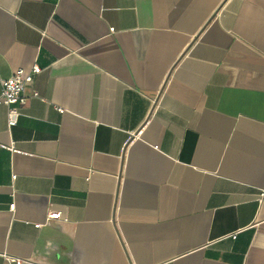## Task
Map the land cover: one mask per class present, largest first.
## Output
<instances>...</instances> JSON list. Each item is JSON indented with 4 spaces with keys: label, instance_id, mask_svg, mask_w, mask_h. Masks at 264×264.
Listing matches in <instances>:
<instances>
[{
    "label": "crops",
    "instance_id": "0c3cea01",
    "mask_svg": "<svg viewBox=\"0 0 264 264\" xmlns=\"http://www.w3.org/2000/svg\"><path fill=\"white\" fill-rule=\"evenodd\" d=\"M34 64L0 264H264V0H0V78Z\"/></svg>",
    "mask_w": 264,
    "mask_h": 264
},
{
    "label": "built area",
    "instance_id": "2783aa9c",
    "mask_svg": "<svg viewBox=\"0 0 264 264\" xmlns=\"http://www.w3.org/2000/svg\"><path fill=\"white\" fill-rule=\"evenodd\" d=\"M41 68L39 65H32L28 72H25L22 68H17L14 73L7 78H0V105H6L7 110V124L12 126L16 123V117L18 114L17 105L22 104L26 100L25 88L28 83L32 81L33 75L39 72ZM36 94V93H33ZM60 111H62L60 109ZM264 194V191L260 193ZM14 207V203L10 204V208ZM60 216L59 211L48 212L47 218H58ZM41 223H34L35 227H39ZM231 237L236 236V231L230 233ZM10 261L20 264L21 259L14 257L9 258Z\"/></svg>",
    "mask_w": 264,
    "mask_h": 264
}]
</instances>
